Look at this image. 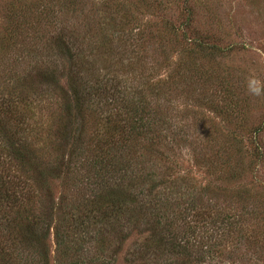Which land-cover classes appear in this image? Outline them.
I'll use <instances>...</instances> for the list:
<instances>
[{
  "label": "rangeland",
  "instance_id": "obj_1",
  "mask_svg": "<svg viewBox=\"0 0 264 264\" xmlns=\"http://www.w3.org/2000/svg\"><path fill=\"white\" fill-rule=\"evenodd\" d=\"M250 78L264 85V0H0V101L33 103L18 130L42 167L65 156L69 167L50 185L57 203L68 196L67 212L86 199L70 185L113 149L108 134L123 107L136 101L151 112L154 133L135 147L127 183L145 188V209L110 230L105 254L91 249L85 260L102 256L94 264H264V94L248 91ZM35 194L24 210L41 217L49 204ZM159 221L158 233L178 234L192 255L149 249ZM56 239L51 229L49 264H71L58 258Z\"/></svg>",
  "mask_w": 264,
  "mask_h": 264
},
{
  "label": "trees",
  "instance_id": "obj_2",
  "mask_svg": "<svg viewBox=\"0 0 264 264\" xmlns=\"http://www.w3.org/2000/svg\"><path fill=\"white\" fill-rule=\"evenodd\" d=\"M21 97V99L19 96L9 97L8 100L3 98L0 101V112L8 117V121H3L0 124V148L2 149V155H0V209L5 206L10 210V215L6 212L0 217V225L4 224L3 219L5 218L8 222L5 226L11 225L10 229L6 231L0 227V238L9 235L10 242L9 248H3V241L0 240V264L4 260L6 262L3 264H49L52 253L47 245V238L51 234V229L56 231V254L60 260H71V264L97 263L102 256H97L98 258L94 256L90 260H85L86 255L92 253V250L95 251L94 255L105 254L106 246H110L109 237L115 233L110 230L119 228L124 221L130 222V218H134L131 215L135 212L138 216L141 215L138 212L139 208L145 209V204H142L145 203L147 197L145 188L138 187L131 190L127 183L134 178L132 158L135 159V152H137L135 147L139 140L149 139L154 133V124L151 123L150 118L151 112L144 104L136 101L129 100L123 107V119L115 127H112L108 134L114 140L113 149H104L103 158L93 165L95 169L89 171V176L85 179L83 177L80 183L75 181L70 185L71 188L78 190L79 194L84 192L86 199L80 202L79 198H76L73 203H77L72 204L73 208L67 212L69 209L67 207H71L64 203L68 201V196L62 195L61 198H58L57 203L50 184L53 179L57 180L62 177L60 173L65 165L69 167V163L65 156H62L58 158L60 164L50 168L51 170L42 167L45 166L43 157L37 151L32 150L30 145L23 143V139L19 137L18 129L21 124L25 123V113L33 111V103L25 100L23 96ZM79 105L80 99H77L76 105L71 107L70 111L67 110V115L70 114L72 117V111L75 110V107L80 109ZM106 145H108V141H106ZM119 145H123V150L119 149ZM105 153L106 155H104ZM6 157L17 162L26 177L22 178V176L16 175V172L13 175L7 173L4 167ZM34 164H36V168ZM63 175L64 181L67 182V176L70 174L67 172ZM29 184L35 185L36 189L34 187L29 189L33 192L26 191ZM18 189H20V193H28L20 196ZM37 189L42 192L40 198L49 204L46 208L47 212L42 211L41 217L36 213V210L30 211L31 206L24 210L25 204H31L35 196L39 198V195L35 194ZM94 191L96 193H93ZM150 191L152 195L154 188ZM205 214L211 216L212 212L205 211ZM55 217H57L56 220ZM223 218H228L223 222L230 232L239 231V234L244 236L233 221V217L225 215ZM54 221H58L57 226L54 225ZM202 222L207 223V221ZM159 226L163 227L160 221L156 224V234L153 233L151 237L152 241L148 246L150 250L164 248L169 252H178L184 256L192 255L191 247L178 241V234L170 233L168 228H162V231L158 233ZM71 233L76 238L70 242L66 235ZM201 263L203 261L198 262V264ZM186 264L197 263L190 261Z\"/></svg>",
  "mask_w": 264,
  "mask_h": 264
},
{
  "label": "clouds",
  "instance_id": "obj_3",
  "mask_svg": "<svg viewBox=\"0 0 264 264\" xmlns=\"http://www.w3.org/2000/svg\"><path fill=\"white\" fill-rule=\"evenodd\" d=\"M248 91L255 96H260L264 94V85H261L255 78H250L248 80Z\"/></svg>",
  "mask_w": 264,
  "mask_h": 264
}]
</instances>
